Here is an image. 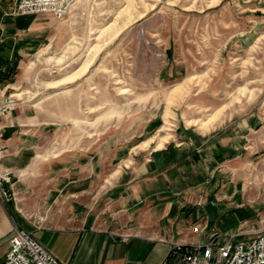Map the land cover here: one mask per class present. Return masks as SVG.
Returning <instances> with one entry per match:
<instances>
[{"label":"rangeland","instance_id":"1","mask_svg":"<svg viewBox=\"0 0 264 264\" xmlns=\"http://www.w3.org/2000/svg\"><path fill=\"white\" fill-rule=\"evenodd\" d=\"M34 17L49 34L0 71V89L47 122L36 160L86 152L97 176H115L161 148L179 159L184 201L215 183L188 188L200 180L185 176L183 158L201 133L264 109V0H79L62 18ZM29 60L18 89L3 90ZM241 178V201L260 199L264 176Z\"/></svg>","mask_w":264,"mask_h":264},{"label":"crops","instance_id":"2","mask_svg":"<svg viewBox=\"0 0 264 264\" xmlns=\"http://www.w3.org/2000/svg\"><path fill=\"white\" fill-rule=\"evenodd\" d=\"M8 12L0 5V71L11 63L17 67L14 60L49 34L34 22L38 14L14 16L10 29ZM30 61L20 62L16 81L3 90L18 89L24 81L20 74ZM255 117L259 120L249 112L201 133L199 147H191L190 156L183 158L185 176L200 180L188 188L215 183L208 190H188L189 198L181 201L179 159L166 162L161 148L132 158L130 167L115 176H97L96 164L86 152L36 160L47 122L30 105L18 104L1 119L5 151L0 170L10 172L14 196L0 204V262L13 224L29 231L64 264H159L170 242L204 244L210 228L238 237L263 231L264 191L252 194L260 199L244 204L243 187L237 182L241 176H264V109ZM203 222L206 229L192 230Z\"/></svg>","mask_w":264,"mask_h":264},{"label":"built area","instance_id":"3","mask_svg":"<svg viewBox=\"0 0 264 264\" xmlns=\"http://www.w3.org/2000/svg\"><path fill=\"white\" fill-rule=\"evenodd\" d=\"M79 0H16L8 12L13 16L50 14L62 18ZM21 98L12 93L0 91L1 119L16 109ZM0 139V157L4 154ZM14 196L13 182L8 170H0V204H6ZM40 216L36 220H41ZM203 224L192 226L193 231L206 229ZM167 254L159 264H264V230L237 236L216 233L209 229L204 244H185L178 241L169 243ZM0 264H64L48 252L26 229L12 225L8 247Z\"/></svg>","mask_w":264,"mask_h":264},{"label":"bare ground","instance_id":"4","mask_svg":"<svg viewBox=\"0 0 264 264\" xmlns=\"http://www.w3.org/2000/svg\"><path fill=\"white\" fill-rule=\"evenodd\" d=\"M70 11H71V10H70ZM70 11H69V12H70ZM0 91L2 92V90H1V89H0ZM12 94H13V93H12ZM13 95H14V94H13Z\"/></svg>","mask_w":264,"mask_h":264}]
</instances>
